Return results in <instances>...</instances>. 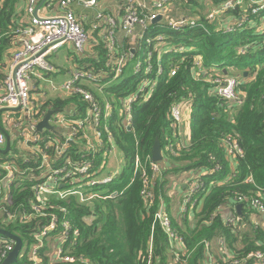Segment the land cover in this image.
<instances>
[{
	"label": "trees",
	"instance_id": "trees-1",
	"mask_svg": "<svg viewBox=\"0 0 264 264\" xmlns=\"http://www.w3.org/2000/svg\"><path fill=\"white\" fill-rule=\"evenodd\" d=\"M26 1L0 0V95L12 50H17L28 22L23 16ZM173 2L184 9L177 17L172 16L170 5ZM196 2L174 0L167 7L166 15L172 20L194 18L205 29L194 27L177 32L162 22L152 23L146 36L152 39L163 36V41L153 40L149 45L144 40L138 41L142 48L148 46L155 50L157 46L151 56V72L148 76L142 74L143 78L155 82L156 87L147 99L137 97L130 113L122 106L131 96L138 95L142 76L134 74L136 67L133 77L124 76L130 59L123 73L115 78L116 58L122 53L118 54V48L110 53L109 42L100 31L93 32L91 26L96 23V11L93 15L84 14L90 29L84 28L95 41L85 55L74 52L73 56L85 65L80 69L94 70L99 76L95 84L80 85V89L92 94L103 113L106 104L111 106L110 118L103 114L98 127L90 124V129L97 128L104 133L102 139L91 132L90 137L95 140H90L92 143L88 146L80 133L75 142L66 146L64 153H58L56 147L65 144V135L57 127L54 131L46 130L38 140L29 141L32 150L28 156L12 150L10 154H0V157H8L6 161H13L10 167L18 179L17 185L11 186L9 198L0 194V217L7 222L4 226L0 221V229L20 238L24 248V242L36 244L42 230L56 220L57 227L49 241H44L38 250L41 264H208L211 249H218L220 239L225 241L223 252L229 251V255L223 254L215 264H256L249 255L264 254V227L252 218L260 214L248 203H238L240 197L258 198L260 194L264 198V38L254 35L248 41L247 32L224 34L218 31V24L230 21L229 17L236 12L220 13L214 22L208 16L223 7L226 0H212L210 5L204 6L203 12L194 10ZM187 7L192 9L188 10L189 14L185 13ZM97 10L114 15L103 8ZM119 14L118 10L116 17ZM129 41L125 37L121 40L124 52L131 48ZM162 44L174 48L175 52L183 47L185 52L163 53ZM246 45L254 47L246 55H240L239 49ZM197 56L202 57L201 68L195 63ZM146 58L147 54L142 57L143 63ZM146 68L143 64L144 71ZM196 68H199L197 72ZM214 69L235 73L232 77L240 81L239 105L230 108V103L217 95L213 79L218 74ZM172 70H176L174 76ZM201 70L207 73L202 75ZM34 103L38 113L33 119H40L51 110L64 112L72 105H76L75 110L65 116L84 119L92 106L76 92L64 99L34 100ZM178 103L190 110L191 136L186 143L174 130L171 118V110ZM13 116L21 118L17 111ZM157 140L163 152L160 163L152 160ZM235 143L242 155L227 152L226 146ZM116 149L122 156L123 168L109 170L106 175L112 177V181L103 183L108 179L103 173ZM44 156L50 158L51 166V171L45 174L42 172ZM66 159L71 161L67 172H78L81 169L78 163L91 164L80 174L79 186L87 191L83 198L69 195L61 188L64 176L54 173L65 167ZM152 163L159 168L157 171L153 170ZM5 166H0V183L7 173ZM216 168V172H211ZM191 172L195 175L192 180H199L204 186L201 189L204 194L184 215L177 206L179 200L172 197L170 190H177L179 193L175 194L183 199L185 190L178 187L180 183L174 185L176 179L173 178L186 177ZM250 177L252 181L247 182ZM43 183L63 195L48 196L43 205L36 195L37 185ZM238 205H243L242 217L238 214ZM162 207L170 216L173 234L180 239L173 247L157 218ZM11 215L14 219L9 221ZM233 216L240 219L237 225L229 222ZM65 223L69 225L68 230ZM4 238L13 241L15 249V240ZM51 239L58 244L56 251L50 246ZM60 249L62 255L55 258ZM29 251L22 256L19 254L15 264H33ZM3 252L4 245L0 244V264L6 260Z\"/></svg>",
	"mask_w": 264,
	"mask_h": 264
},
{
	"label": "built area",
	"instance_id": "built-area-1",
	"mask_svg": "<svg viewBox=\"0 0 264 264\" xmlns=\"http://www.w3.org/2000/svg\"><path fill=\"white\" fill-rule=\"evenodd\" d=\"M172 1L174 0H153L148 3L144 0H121L118 9L120 14L116 17V15L106 14L105 12L97 10L100 8L102 0H27L25 12L29 20L22 30L19 46L13 53L8 67L7 75L4 80L3 92L0 95V113H13L16 111L21 112V114L24 113L25 118L31 121V131L33 134H36V124L43 117L40 119H33L36 113H38V110H36L34 103L35 99L32 96V78L35 74L44 77L45 74L56 72L55 66L50 62V57L59 52L67 44H70L78 55H85L88 49L91 50V42L95 41L91 33L84 28L83 21L86 19V16L80 15L78 13L80 10L96 11V23L92 24L91 28L93 32H103L102 36L109 42L110 53L116 52L118 48L117 34L119 30H122L124 32V37L130 40L129 44L131 48H129L128 52L122 51V54L116 58V68L114 69L115 78L123 73V69L127 66L128 61L134 59L140 51L143 53V56L147 54V58L144 63L143 61L138 62L134 74L138 76H142V74L148 76L152 70L151 56L156 50V47L154 48L155 50H152L148 46L142 48L138 41L142 42L144 40L146 45L151 44L153 40L163 41V36H157L155 39H152L150 36L144 35L155 19L162 16L160 22L177 32L194 27L205 29L200 24H197L198 21L194 18L180 17L175 20L170 19L166 13L167 7ZM223 5V7L213 10L212 14L208 16L211 22L217 21L218 18H216V16L228 10L236 12L235 15L237 16L235 17V15H232L229 17L230 21H222L218 24V31L224 34L247 32L246 36H248V41L250 40L249 37L254 35L264 38V0H226ZM55 7L58 8V12L51 14ZM138 27L143 28V33L141 35L137 32ZM248 41L246 40L247 43ZM251 47L254 46L246 45L244 48L239 49L238 52L240 55H246ZM173 50L174 48L170 49V51ZM183 52H185V49L180 47L175 53ZM201 62L202 57L197 56L195 63L199 68H201ZM143 64L147 66L145 71L143 70ZM200 72L202 73V70ZM206 73L207 72L204 71L202 75ZM158 74L161 75L162 71L160 70ZM171 74L174 76L176 70H172ZM217 74L218 75L213 79V83L217 88V95L229 102L230 108L233 107L232 105H239L241 102L239 91L240 81L232 76L224 75L223 72ZM197 77L199 76L197 75ZM98 78L99 76L94 73V70L83 71V69H77L72 72L68 81L63 85V90L68 95L74 92L79 93L84 97V100L89 102L92 106L89 108L84 119L74 117L73 119H69L62 114L55 113L51 119V124L55 128L60 127L59 130H62L63 127L69 130L67 136H65V144L56 147V152L64 153L66 151V146L69 143L75 142L76 136L80 133H82V138L86 140L88 146L91 143V141L90 143L88 142L91 132L94 133L93 136L97 139H102L104 133L97 128H95V130L90 129V124L98 127L103 114L106 118H110L111 106L106 104V110L103 113L98 104L94 102L92 94L79 87L80 85L95 84ZM155 87V82H151L148 80V77L143 78L142 76L138 84V95H133L124 102L122 106L124 111L130 113L132 110L131 105L135 102L137 97L141 96L147 99L151 93H153ZM185 107L184 104L178 103L173 106L171 110L173 128L178 134H180L179 130L186 120L184 113ZM20 123L22 122L18 124ZM85 124L87 126H85ZM34 140H38L37 136L34 137ZM5 143L6 137L0 129L1 149L5 146ZM226 149L229 155L235 153L243 154L236 143L228 144ZM65 161V167L54 172L56 175L64 176V182L61 184V188L65 189L69 195H78L83 198L87 191L79 186L80 174H84L91 164L85 162L78 163L81 169L73 173L67 172V166L71 164L70 159H66ZM152 166L155 171L159 169L154 163H152ZM42 167H45L42 171L44 174L51 171L50 158L48 156H44ZM216 171L217 168L213 169L211 172ZM194 176L195 175L191 172L185 177L188 189L184 192L183 202L180 204L179 209L184 215L187 213L188 207L199 203L204 194V192H201L204 186L201 185V181L199 180L193 181L192 179ZM49 181L52 182L53 179H49ZM111 181L112 178H109L105 179L103 183ZM250 181H252L251 177L247 179V182ZM2 193L3 190L0 185V194ZM36 195L37 200L43 202V205H45L48 201V196H62L63 192H58L50 184L43 183L37 185ZM238 203H248L258 214L264 216V198H262V195L259 194L258 198L240 197ZM157 218L170 237V247L178 245L180 239L173 234L170 216L167 214L164 207H162ZM12 219H14V217L11 215L9 221ZM239 220L238 217L233 216L232 220L230 219L229 222L233 225H237ZM56 227V220H53L38 235L36 244H34L33 248L29 251L33 264H41L38 250L42 247L44 241H49L50 234ZM64 227L68 230V223H65ZM76 234H78V231H76ZM0 244L4 245L3 258L7 259L14 250V243L13 241L10 242L6 240L4 236L0 234ZM218 244L224 248L225 241L220 239L218 240ZM57 253L58 254L55 256L56 258L62 255L61 249L58 250ZM249 258L254 259L257 264H264L263 253H253L249 255ZM66 260L71 261L68 258H66Z\"/></svg>",
	"mask_w": 264,
	"mask_h": 264
},
{
	"label": "crops",
	"instance_id": "crops-1",
	"mask_svg": "<svg viewBox=\"0 0 264 264\" xmlns=\"http://www.w3.org/2000/svg\"><path fill=\"white\" fill-rule=\"evenodd\" d=\"M145 1L149 3V2H152L153 0H145ZM26 3H27V1H26ZM119 4H120V1H117V0H102L100 8L106 9L110 13H113L114 15H116L117 12H118V9L120 7ZM170 6H172V4ZM172 8L174 10V7H172ZM56 12H58V8L57 7H55L54 11H52L51 14L52 13H56ZM94 12L95 11H92V10L91 11H85V12H83L82 10L78 11V13L80 15L81 14H83V15L84 14L93 15ZM23 16H24V21H26V20L28 21L29 20L27 15H26V12H25V6H24ZM25 18H26V20H25ZM89 23H90L89 20L87 21L85 19L83 21V24H84L85 27L87 26L86 27L87 29H90ZM137 32H138L139 35H141L143 33V28L138 27ZM102 34H103V32L101 31L100 35H102ZM144 35H146V33ZM122 38L123 37H119L118 36V54H120L123 51V49L121 48L122 45H120ZM71 48L73 49L72 46H71ZM171 48L172 47H169L167 45H162L160 51H163V53L170 52ZM14 52H15V49L12 50V53H14ZM67 63L69 64V69L64 71V77L67 80L60 86V89H59L58 92L52 91V92H49L47 94V93H44V91H41L40 90V85H41V83L47 82V78H48L47 74H45L44 77L38 76L36 74L34 75V77L32 78V81H31V85H32V95H33V97H34V99L36 101L47 102L49 100H53V99H57V98H63L64 99L65 97L68 96V94L63 90V85L68 81V79L70 78V76H71L73 71H75L77 69H80L79 68L80 66H84L85 67V65H82L80 60H75L73 54L71 55V57H69L67 59ZM60 68H62V66L58 65L57 66V70H56L57 71L56 75L59 74L60 71L58 69H60ZM198 70H199V68H196L194 71L197 72ZM214 70H217L216 73H222L223 72L222 69H219V70L218 69H214ZM218 71H220V72H218ZM228 74H227V72H225L224 75L236 76L235 73H233V71H231L230 73L228 72ZM75 106L76 105H72V106H70V108H66V110L64 112H57V114H62V115L65 116L67 113L69 114V113H71V111L75 110ZM2 114L3 113H0V126L2 127L3 133H4L5 137H6V143H5V146L2 148V150H6V148H7V143H8L7 138L8 137H9V140H10V143H11L10 151L8 153L4 154V155L12 153L11 152V150H12L13 152L14 151H18L19 153L25 154V156H28L29 152L32 150V148L28 145V142L29 141H34V137L35 136H37V139H39L40 137H42L41 134L46 132V130L43 133H40V134H38L39 132L36 133V134H33V132L31 131L30 122L23 120V119H26L24 113H22L21 118H18V119L12 117L13 113H8L9 116H10V118L6 117V123L9 125V128H10V131H8L7 128H5L3 126V124H2V122H1ZM18 114L20 115L21 112H18ZM19 122H22V123L18 124ZM190 122H191V118L186 117L185 122L183 123V125L181 126V128L179 130V132H180L179 136L183 140V143L188 142L189 139H190V136H191V123ZM68 131H69L68 129L63 127V129L61 130V134L67 136ZM9 156H11V155H9ZM6 160H8V157H6V156L5 157H0V166L4 167V165H6L4 169L7 171L5 177L1 179L2 182L0 183V185H1V188L3 190L4 198H9V195L11 193L10 191L12 189L11 186H12V184L17 185L16 181L18 179L14 175V169L12 167H10V165L13 163V161L10 162V161H6ZM10 169H11V171H10ZM174 179H176V181H174V185L180 183L178 187H182L181 186L182 185L181 181H183L185 179V175H181L178 178H173V180ZM252 218L254 220H257V221H264V216H261V215H255ZM50 241H51V245L50 246H53V248L56 251V249L58 247V244H56L53 239H51ZM228 252H223L222 249H216V248L215 249H211L210 256L207 259L208 260V264L217 263L218 259H222V255L223 254L229 255Z\"/></svg>",
	"mask_w": 264,
	"mask_h": 264
},
{
	"label": "rangeland",
	"instance_id": "rangeland-1",
	"mask_svg": "<svg viewBox=\"0 0 264 264\" xmlns=\"http://www.w3.org/2000/svg\"><path fill=\"white\" fill-rule=\"evenodd\" d=\"M117 1H121V0H117ZM145 1V0H144ZM197 2V6L195 4V7H194V10H198V12H203V9H204V6H207L210 5L212 3V0H196ZM174 4L172 5V7H174V11L172 10V16L174 17H177L179 16L180 14H182L184 12V9L182 8V6H178L176 5L175 2H173ZM189 4V3H188ZM187 4V6H188ZM211 8V7H210ZM187 11L185 13L189 14L190 12L188 10H191V8H186ZM83 15V14H81ZM138 29V28H137ZM119 37H124V32L122 30H119L118 31V34H117ZM163 45V44H162ZM157 48V46H156ZM74 53V50L71 48L70 44H67L63 49H61L59 52L53 54L51 57H50V61L54 64V65H61L62 68L58 69L60 72L58 75H56V72L55 73H51V74H47V82L45 83H41L40 85V90L41 91H44V93H49V92H52V91H55V92H58L59 89H60V86L67 80L65 77H64V71H66L67 69H69V64L67 63V59L69 57H71V55ZM142 57H143V53L140 51L138 53L137 56H135L134 59H132L129 64H128V67L126 68V71H125V77H133L134 74H133V70L134 68L136 67L137 63L139 61H142ZM100 93V92H99ZM184 113H185V116L186 117H190V110L185 107L184 108ZM22 114H20V117H21ZM6 117L7 118H10L9 114L8 113H3L2 116H1V122L3 124V126L5 128H7L8 131H10V128H9V125L6 123ZM13 118H15L13 116ZM89 130V129H88ZM90 140H95V138L92 136V137H89V140L88 142L90 143ZM92 143V142H91ZM116 151V152H115ZM113 151V154L114 156H112V158L110 159L109 161V166H107V169L104 171L103 175L105 176L109 170H117V168L119 169H122L123 168V159H122V156L120 154V151L119 150H115ZM106 177L109 179V178H112L108 175H106ZM181 184H182V187L184 188L185 191H187L188 189V185L186 183V180L184 179L183 181H181ZM171 188V187H170ZM194 188V187H193ZM171 194H172V197H175L176 200H179V201H176V203H179L182 204V199L180 198V195L177 197V195L175 193H177L178 191L171 188ZM77 192V191H76ZM179 193V192H178ZM180 204L178 205L180 207ZM201 207H202V204H201ZM225 209V208H224ZM225 211V210H224ZM0 221H2V225H6L7 222L4 221L3 218L0 217ZM258 224L262 227H264V221H258ZM241 228V227H240ZM242 230H246V228H242ZM218 249H223L221 245L217 246ZM33 248V244H28L27 242H24V248L22 249L21 253H20V256H22L23 254H25L26 251H29ZM257 264V263H256Z\"/></svg>",
	"mask_w": 264,
	"mask_h": 264
},
{
	"label": "water",
	"instance_id": "water-1",
	"mask_svg": "<svg viewBox=\"0 0 264 264\" xmlns=\"http://www.w3.org/2000/svg\"><path fill=\"white\" fill-rule=\"evenodd\" d=\"M161 20H162V16L155 19L152 23L157 24ZM223 72L225 73L226 71L223 70ZM55 113H56V111H54V110L48 111L46 113V115L42 119H40V121L36 124V130L39 133H43L45 130L54 131L55 127L51 124V119ZM0 129L3 131L1 126H0ZM7 140H8V143H7L6 150H2L0 148V154H6L10 151L11 143H10L9 137L7 138ZM152 160L154 163H160L163 161L162 145H161V142L159 140H157L155 145H154ZM242 210H243V205H238L237 211L241 217L243 216ZM0 234L15 240L16 247H15L14 251L8 256V258L3 263V264H15L17 259H18L19 254L21 253V251L23 249L22 240L16 236H14L12 233L5 231V230L0 229Z\"/></svg>",
	"mask_w": 264,
	"mask_h": 264
}]
</instances>
